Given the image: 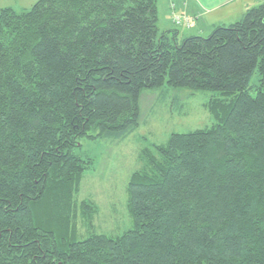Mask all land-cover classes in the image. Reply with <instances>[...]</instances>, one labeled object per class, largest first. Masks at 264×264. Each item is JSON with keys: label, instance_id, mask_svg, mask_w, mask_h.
<instances>
[{"label": "trees", "instance_id": "trees-1", "mask_svg": "<svg viewBox=\"0 0 264 264\" xmlns=\"http://www.w3.org/2000/svg\"><path fill=\"white\" fill-rule=\"evenodd\" d=\"M157 23V0L0 8V264H264V0L207 36ZM160 87L217 92L213 122L142 147L132 227L91 231L80 140L128 136Z\"/></svg>", "mask_w": 264, "mask_h": 264}, {"label": "rangeland", "instance_id": "rangeland-1", "mask_svg": "<svg viewBox=\"0 0 264 264\" xmlns=\"http://www.w3.org/2000/svg\"><path fill=\"white\" fill-rule=\"evenodd\" d=\"M11 1L0 0V6L9 5L6 3ZM36 1L18 0L12 7L16 11H26ZM157 25L159 27V22ZM180 30V37L191 34L188 31L183 34ZM257 78V74H253L251 86L257 84ZM217 97V92L205 90L143 89L139 95L138 127L132 133L121 139L81 138L79 154L93 159V163L85 172L75 198L77 201L88 199L97 205L98 211L89 230L115 236L132 227L126 205L127 183L131 173L141 166L140 149L149 144H164L173 132L185 133L208 127L213 122L208 104ZM77 223L80 237H84L87 229L81 220Z\"/></svg>", "mask_w": 264, "mask_h": 264}, {"label": "crops", "instance_id": "crops-1", "mask_svg": "<svg viewBox=\"0 0 264 264\" xmlns=\"http://www.w3.org/2000/svg\"><path fill=\"white\" fill-rule=\"evenodd\" d=\"M263 0H157V14L159 28L169 30L176 28L179 35L187 31L189 35L207 34L217 25L232 23L242 17L247 8L257 5ZM18 0H12V7ZM13 8V7H12ZM14 9V8H13ZM187 15L191 18V24L187 26H175L172 22V14Z\"/></svg>", "mask_w": 264, "mask_h": 264}, {"label": "built area", "instance_id": "built-area-1", "mask_svg": "<svg viewBox=\"0 0 264 264\" xmlns=\"http://www.w3.org/2000/svg\"><path fill=\"white\" fill-rule=\"evenodd\" d=\"M172 22L175 26L184 25V26L189 27L191 24V18L187 15H180V14L173 13Z\"/></svg>", "mask_w": 264, "mask_h": 264}]
</instances>
